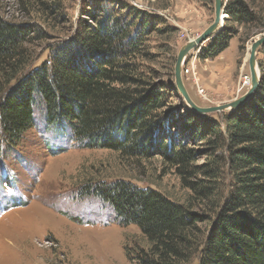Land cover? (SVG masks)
<instances>
[{"label": "rangeland", "instance_id": "rangeland-1", "mask_svg": "<svg viewBox=\"0 0 264 264\" xmlns=\"http://www.w3.org/2000/svg\"><path fill=\"white\" fill-rule=\"evenodd\" d=\"M228 2L239 12L235 16L226 12ZM105 12L126 16V21L134 12V29L146 20L144 52L134 60L150 77L174 83L177 54L212 24L215 0H0L2 19L32 26L26 47L35 64L47 62L58 46L85 53L79 35ZM221 16L233 31L228 46L214 58L201 59L206 39L190 50L182 66L188 95L203 108L228 104L247 92L250 47L264 35V0H222ZM262 58L259 49L258 65ZM171 93L165 116L170 129L164 137L193 149L187 167L178 168L161 154L129 158L84 147L70 138L68 129L65 134L50 126L40 103L32 128L18 145L10 148L0 141V264H139L135 252L146 249L147 240L137 226L118 223L110 205L85 194L87 188L119 180L187 205L200 216L197 227L204 237L226 201L233 172L222 143H211L214 136L204 125L197 123L195 133L182 124L191 116L193 124L200 120L188 111L205 114L193 111L178 90ZM224 113L206 115L222 122ZM201 187H206L202 193Z\"/></svg>", "mask_w": 264, "mask_h": 264}, {"label": "trees", "instance_id": "trees-1", "mask_svg": "<svg viewBox=\"0 0 264 264\" xmlns=\"http://www.w3.org/2000/svg\"><path fill=\"white\" fill-rule=\"evenodd\" d=\"M228 6L229 15L239 13L231 2ZM105 14L79 35L85 53L58 46L47 62L38 64L26 47L32 26L0 16V141L10 148L18 145L32 128L40 103L48 124L65 134L68 129L70 138L84 147L129 158L161 154L170 164L187 167L193 149L164 137L170 129L168 98L177 89L171 80L150 77L134 60L144 52L146 20L134 29V12L127 21L126 16ZM222 26L199 49V58H214L228 46L233 31L225 22ZM259 49L261 78L246 103L225 112L222 122L188 111L200 120L193 124L191 116L182 123L195 133L197 123L204 125L214 136L211 143H222L233 172L226 201L203 238L197 227L200 216L157 190L127 180L85 190L110 205L118 223L137 226L146 238V249L134 255L139 264H189L191 259L196 264H264V44Z\"/></svg>", "mask_w": 264, "mask_h": 264}, {"label": "water", "instance_id": "water-1", "mask_svg": "<svg viewBox=\"0 0 264 264\" xmlns=\"http://www.w3.org/2000/svg\"><path fill=\"white\" fill-rule=\"evenodd\" d=\"M221 8H222V0H215V16H214V20L212 24L209 25L196 38L188 40L186 44L181 47V49L179 50L177 54L175 65H174V85L176 89L180 92V95L186 101L188 106H190V108L193 111L200 113V114H208L212 112H228L230 110H234L237 107L243 105L254 94L255 90L257 89L259 85L260 78H261V70H260V66L257 64L256 54L258 52V49L261 47V45L264 44V35L254 40L250 47V52L248 56V66H249L251 79H250L249 88L246 93H244L242 96H240L239 98L235 99L234 101L228 104L220 105V106H216L212 108L199 107L192 102L183 84V81H182V74H181L182 66L190 50L196 48L197 45L202 43L208 37L213 36V34L216 32L219 26L220 19H221Z\"/></svg>", "mask_w": 264, "mask_h": 264}, {"label": "bare ground", "instance_id": "bare-ground-1", "mask_svg": "<svg viewBox=\"0 0 264 264\" xmlns=\"http://www.w3.org/2000/svg\"><path fill=\"white\" fill-rule=\"evenodd\" d=\"M221 18H222V16H221ZM222 20H223V19H221V21L219 22V26H218V28H217L218 30H216L217 32L214 33L213 36L216 35L220 29H222V24H223ZM213 36L208 37L207 40H208V39L210 40ZM256 69H257V68H256Z\"/></svg>", "mask_w": 264, "mask_h": 264}]
</instances>
